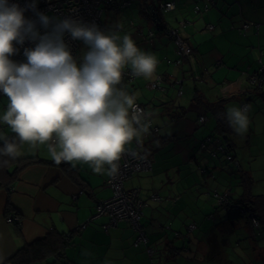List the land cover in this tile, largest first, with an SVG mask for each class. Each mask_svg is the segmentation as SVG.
<instances>
[{
	"label": "crops",
	"instance_id": "1",
	"mask_svg": "<svg viewBox=\"0 0 264 264\" xmlns=\"http://www.w3.org/2000/svg\"><path fill=\"white\" fill-rule=\"evenodd\" d=\"M172 1L173 10L153 15L149 10L151 1L147 0L137 8V23L130 22V36L137 47L157 56L155 76L161 79L164 90L151 88L155 79L138 76L118 85L129 94H139L136 103L143 105L151 125L157 128L156 132L142 135L141 143L134 139L126 146L142 150L152 161L150 171L134 174L124 182L125 189H137L145 202L140 223L146 242L135 244L137 233L125 221L108 230L103 228L108 222L106 216L85 224L94 214L96 204L111 196L105 185L107 175L96 174L83 163L56 164L45 145L32 148L23 144L21 156L15 159L0 156V162L9 160L6 166H0V264L26 244L54 235L61 236L63 247L56 254L55 264H234L229 262L233 252H237L239 264H264V195L246 184L244 174L241 184L238 180L234 186V182L230 184L231 168L238 164L231 140L235 132L229 127L227 140L225 133H216V116L192 100L195 92L210 103L216 102L217 97H241L243 107L249 106V100L255 97L253 92L262 89L264 0H212L213 5L199 14L193 6H202L206 0ZM111 4L101 15L112 8ZM246 22L253 25L244 31L242 26ZM100 24L103 31L105 26L102 21ZM208 24L212 29L205 28ZM158 26L162 31L156 29ZM168 28L177 29L192 49L182 66L173 64L175 46L164 32ZM256 75L261 82L253 81ZM180 76L183 94L178 96L174 82ZM186 81L195 84L193 89L189 83L184 89ZM214 86L218 94L213 97ZM260 98L257 106L264 107V94ZM4 106L0 105L3 110L0 115L6 110ZM221 107L219 112L226 113L222 100ZM259 113L262 115L264 108ZM257 125L252 135L243 136L241 145L252 156L264 157V115ZM0 135L8 139L15 136L2 123ZM209 135L225 141L233 162L220 154L211 159L203 151L201 143ZM153 194L159 200L152 199ZM222 195L232 205L240 201L251 206L259 214L263 228H254L255 235L247 216H240L239 227L246 231L239 229L237 235L241 240L232 244V236L228 239L226 231L239 227L236 216L230 214L234 210H227V202L220 203ZM199 212L213 222L204 231L188 221L189 216ZM83 224V228H78ZM189 225L194 228L189 230ZM225 237L227 242L222 243ZM48 262L46 259L42 263Z\"/></svg>",
	"mask_w": 264,
	"mask_h": 264
},
{
	"label": "clouds",
	"instance_id": "2",
	"mask_svg": "<svg viewBox=\"0 0 264 264\" xmlns=\"http://www.w3.org/2000/svg\"><path fill=\"white\" fill-rule=\"evenodd\" d=\"M28 12L34 18L27 17ZM121 27L117 23L102 31L82 19L49 16L38 9V0L23 6L0 0V93L8 98L0 123L15 134L11 139L0 135V156H21L23 144L47 145L56 164L77 162L96 174H118L126 146L134 139L141 143L151 127L136 103L139 94L118 87L123 70L130 67L134 76L154 80L159 63L131 36H121ZM66 37L86 46L81 57H74ZM21 50L24 60L14 61ZM248 112L244 105L218 116L243 135ZM8 163L4 160L0 166Z\"/></svg>",
	"mask_w": 264,
	"mask_h": 264
},
{
	"label": "built area",
	"instance_id": "3",
	"mask_svg": "<svg viewBox=\"0 0 264 264\" xmlns=\"http://www.w3.org/2000/svg\"><path fill=\"white\" fill-rule=\"evenodd\" d=\"M112 1L113 0H38V9L49 16H58L60 18L71 16L74 19H82L86 23H95L101 29V13L103 9ZM150 1L151 2L149 10L153 15H157V13L161 11H169L174 9V2L172 0L166 2H161L159 0ZM10 2L19 3L21 6H23L27 2V0H10ZM204 8L206 10L207 6H204ZM195 11H200L199 6L195 5ZM26 16L29 18H34L31 12L26 13ZM180 25H183V22H181ZM252 25V23L246 22L243 24L242 28L244 31H246ZM206 28L210 30L212 29V25L208 24L206 25ZM156 29L161 30L160 26H158ZM152 34L153 33L151 31H148L149 36H152ZM166 34L171 37L172 42L175 46L176 58L174 59L173 64L181 66L184 62V59L190 54V48L181 39L176 29H168L166 30ZM66 39L68 38L66 37ZM68 42L70 43L74 57H76L79 41H71L70 39H68ZM12 59L17 62H22L24 60L22 50L20 55L13 56ZM135 77L136 76L132 74V70L125 68L123 70L121 81H132ZM253 81L261 82L260 78L257 75L253 77ZM174 83L178 87L177 95H181L182 80L178 79ZM150 86L153 89L164 90L161 87V79L159 77L152 81ZM2 95L3 94L0 93V96ZM137 104L141 109L144 110L142 104ZM199 119L201 121L204 120L202 116H200ZM152 131L156 132L157 128L151 125L149 132ZM211 141L214 144L215 148L221 149L219 139L213 141L209 138H205L201 143V147L206 153H211V156H215V153L209 147V143ZM133 152L136 153V156L131 155V153ZM226 159H230V157H226ZM118 163L120 166L118 174L114 177L108 176L105 182V185L111 190V196L108 199L102 200L96 204L94 214L91 215V217L85 224H88V222L96 217L106 216L108 218V222L103 225V228L105 230H108L109 227L115 226L121 221H125L128 222L132 229L137 233L135 244L145 243L146 238L140 223L142 208L145 205V202L140 199L137 189H125L124 182L127 179L131 178L134 174L150 171L152 168V161L142 150L135 148L126 149V154L122 156L121 160ZM201 172H204V170H201ZM151 197L152 199L159 200L156 194L151 195ZM226 202V196L222 195L220 197V203ZM227 206L228 211H235L236 209H239L240 213H244V210L241 209L238 204L232 205L230 204V202H227ZM251 216H253V218ZM11 219L12 218L9 216L8 221H10ZM250 220L252 227L257 228L255 222H258V220L252 214V212L250 215ZM85 224L79 226L78 228H83ZM193 228V225L188 226L189 230Z\"/></svg>",
	"mask_w": 264,
	"mask_h": 264
},
{
	"label": "rangeland",
	"instance_id": "4",
	"mask_svg": "<svg viewBox=\"0 0 264 264\" xmlns=\"http://www.w3.org/2000/svg\"><path fill=\"white\" fill-rule=\"evenodd\" d=\"M123 2H126L127 4H125V6H122L121 4ZM143 2H147V0H113L112 4H111L112 8L108 9L107 11L105 10V12L103 13V15H101V18H100L101 19L100 23L102 21V24L105 26V29L103 31H108V30L114 29V26L117 23H119L122 26L120 29V35L123 36L124 34H127L130 36V34L132 33V25L130 24V22L134 21L135 23H137L138 16H137L136 11H137L138 6L141 5V3H143ZM86 50H87L86 46L83 45L82 42H79L76 57L77 58L81 57L83 52ZM256 54H258V50H256ZM188 83H189L191 89H193V86L195 84H193V82H187V81L184 83V89L187 88ZM156 91H159V90H156ZM211 92H212L213 97L215 96V94H218V92L216 91V86H214V91L211 90ZM253 93H255V97L252 98L251 100H249V112H248L249 126H248V131L243 135H238L235 133V136L234 137L232 136V138H231V140L234 142L233 150H237V153L235 154V156L238 159L239 165L235 164L234 169L231 168V173L229 175V181H230V184H231V182L232 183L234 182L233 186L235 185L236 180H238L239 184H241L242 183L241 174H244L245 176H247V183L246 184L253 186V187H256L257 192H260L261 195H264V157L252 156L251 153H249L245 149L243 150V147L241 145V140L243 139V136L246 135L247 133H250L252 135L253 132L258 129L257 120L259 119V117L262 118V116L264 115V113L262 115L259 113L260 109H262L264 107L263 106L262 107L257 106L259 103V100L261 99L260 98L261 94H264V86H262L261 90L255 91ZM215 100H216V102L222 100L223 106L227 111V108H229V107H240L243 99L241 97L229 98V99H221L220 97H217ZM7 103H8V98L6 96L2 95L0 97V105H3V106L5 105L4 109H6ZM1 111H3L2 108H0V114H1ZM252 117H254V119H252ZM44 147L46 150H48L47 145H45ZM233 161H234V158L230 162H233ZM240 166L242 167V169ZM135 175H138V174H135ZM208 178H210V177L208 176ZM227 183H228V181L226 182V184ZM201 212L196 213V215L192 214L191 216H189L188 221L194 222L196 224V226L201 231H204V228L209 226L210 223H213V222L210 221L207 217H205L204 214L201 215ZM197 215L201 216V219H198ZM235 215L236 214H233V216H235ZM238 216L239 215L234 217L236 223H238V224H236L237 227L240 226L239 223L241 220V217L240 216L238 217ZM251 217L253 218V216H251ZM247 220L249 221L250 225H252L249 215L247 217ZM211 225H210V227H211ZM239 229H241V228L240 227L236 228V231H233V229H231L227 232L228 238L230 236H232V241H231L232 244L233 243L235 244L237 242V240H239V241L241 240L240 237L237 235L238 231H240ZM252 229L253 230H251V232H253L256 235L257 229H255V230H254V228H252ZM241 230L246 231V229H241ZM66 249H67V247L65 248V250ZM69 251H72V250H69ZM230 251L233 252V250H230ZM236 253L237 252H233L232 257L229 258V262H233L234 264H239L237 262L238 254H236ZM78 254H79V252H78ZM35 264H41V263L37 262Z\"/></svg>",
	"mask_w": 264,
	"mask_h": 264
},
{
	"label": "trees",
	"instance_id": "5",
	"mask_svg": "<svg viewBox=\"0 0 264 264\" xmlns=\"http://www.w3.org/2000/svg\"><path fill=\"white\" fill-rule=\"evenodd\" d=\"M206 2L207 3H205L202 6H199V5L195 4V5L199 6L200 11L199 12H196L195 11V5H194L193 6L194 12L197 13V14L206 12L209 9L210 4L213 5V2L212 1L206 0ZM204 6H207V9L206 10H205ZM180 26H183V25H180ZM161 29H163V28H161ZM168 29H170V28H168ZM172 29H175V28H172ZM164 32L166 34V30H164ZM168 37L171 39L170 36H168ZM189 48H190V54H191L192 53V49H191L190 46H189ZM183 76H180L178 78V79H181L182 82H183ZM161 87H162V85H161ZM181 89L183 90V86H181ZM182 94H183V92H182ZM181 95H178V96H181ZM192 100L194 101L195 105H198L199 107H201L202 109H204L205 112L210 111L214 116H216V118L218 120V123L216 125L215 131L218 134H223L224 135V133H225L226 136H227V138H226V140H227L228 137H229L228 135L231 132V130H230V128H229L228 125L227 126H224L223 125L224 123L226 124V122H227L226 117L220 118L218 116V114H220L219 111L222 110L221 101H219V102H213V103H210L208 101H203V97L200 94H198V92H195L194 93ZM205 138H209L210 140H213V141L216 140V139L217 140L219 139V138H217V136H210V135L207 136V137H205ZM219 141H220L221 149L215 148V146L212 143V141L209 143V146H210L211 150L215 153V156H211V153L208 154L204 150L203 151L206 154H208L211 159L217 158L219 156V154H220V155H223L225 157V159H226V157H230V159H226V160H232L233 157L229 153L228 147L225 145V141L224 140H220V139H219ZM238 205H239V207H241V209L244 210V213H240V210L239 209H236L235 211H232L230 214H236L235 216H237V215H239V216L245 215V216L248 217V215L250 216L251 215V212H252V214L258 220L259 227L261 226L263 228V224L261 223L260 216L257 213V211H255L251 206H248L247 204H245L243 202H240V201L238 202ZM253 228H255V227H253ZM227 232L228 231H226V233ZM227 235H228V233L226 234V237L228 238ZM56 237H58V238H56ZM59 237H61V236L60 235L59 236H57V235H54V236H46V237H44L42 239H37V240L33 241L30 244H26L25 246H23L22 248H20L16 252H14L7 259V261L4 264H32V263H37V262L43 264L42 262L44 260H46V259H48V261H49L48 263L49 264H55L56 261L58 260L57 257H56V254L58 255L59 250H61V248H63L62 247V241H61V239ZM226 237H225V239H222V243L227 242Z\"/></svg>",
	"mask_w": 264,
	"mask_h": 264
}]
</instances>
